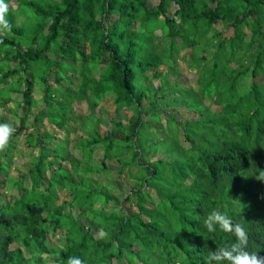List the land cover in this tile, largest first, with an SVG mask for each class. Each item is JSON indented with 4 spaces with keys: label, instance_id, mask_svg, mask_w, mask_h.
I'll use <instances>...</instances> for the list:
<instances>
[{
    "label": "trees",
    "instance_id": "obj_1",
    "mask_svg": "<svg viewBox=\"0 0 264 264\" xmlns=\"http://www.w3.org/2000/svg\"><path fill=\"white\" fill-rule=\"evenodd\" d=\"M15 1L11 31L0 34V107L14 101L23 114L18 122L0 115L15 129L0 152V264H67L71 256L85 264H206L211 251L236 239L218 226L207 231L215 209L246 228L249 252L264 255V180L257 179L264 171V0ZM179 60L196 72V88L175 80ZM106 96L111 118L96 113ZM38 100L44 106L32 112ZM77 101L87 113L77 115ZM178 106L198 117L179 122L169 114L162 124L161 109ZM153 121L158 140L148 131ZM20 135L38 151L26 173L11 177ZM125 169L132 182L120 199L92 177ZM63 189L70 196L59 203ZM58 229L61 241L53 242Z\"/></svg>",
    "mask_w": 264,
    "mask_h": 264
},
{
    "label": "rangeland",
    "instance_id": "obj_2",
    "mask_svg": "<svg viewBox=\"0 0 264 264\" xmlns=\"http://www.w3.org/2000/svg\"><path fill=\"white\" fill-rule=\"evenodd\" d=\"M158 0H148V5L149 6H152V5H155L157 4ZM10 6H13L14 5V8L16 7L17 3L15 0H11L8 2ZM175 8V5H170L169 8L167 9V13L168 14H171L173 12ZM21 17H18L17 18V22L21 21ZM219 27H221V23H218L217 24ZM235 65V64H234ZM179 66H180V71L181 73H179V76L175 79L177 80L178 82L184 84V86H187V87H194L196 88L197 87V74L194 70L192 69H187L186 66L184 65L183 61L182 60H179ZM164 69V67H162ZM165 73H167L168 75V72L167 70L165 69L164 70ZM49 82L53 83V76L52 74L49 75V78H48ZM65 85H66V82L64 81L63 82ZM160 84L159 80H155V85H158ZM173 88V87H172ZM35 90L33 92V96L35 97V99L37 98H40V95H41V92L39 91L40 88H39V84L38 82H36V86H35ZM168 91H171V90H168ZM13 98L14 100H18V102L21 100V96L20 94L18 95H13ZM21 102V101H20ZM206 104L207 105H211V101L210 100H205ZM101 105L103 106L104 108V111L102 113H99V108L97 107V111L96 113L98 115H103L104 118H111L112 116L115 115V112H114V103H113V100H112V97L111 96H106L105 98H103V100L100 102ZM44 104L42 103L41 100H38L37 101V104H35V106L32 107L31 111L32 112H36L37 111V108L38 107H41L43 108ZM74 111L77 113V115H81V114H85L88 112V108H87V104L85 101H77L74 103ZM213 107V106H211ZM215 108V107H213ZM161 112L163 115H161L162 117V121L163 123L162 124H165V121H164V117H168L169 114H173L176 116L177 120L179 122H182V121H185L189 118L191 119H195L198 117L197 114L195 113H191L189 112L186 107L184 106H178L175 110H171L169 111V109L166 107H163L161 109ZM131 111L126 109L124 110L123 112V115H125L126 117H129L131 115ZM23 114V111H22V108L18 105H16L14 103V101H10L7 103V108H2L0 107V115L3 117V118H7L8 120H10L11 122H13V120H15L16 122H18V118L15 119L14 117L15 116H20ZM146 118V117H145ZM32 120V115L29 117V121ZM155 120H157L156 124H160V121L158 118H156ZM159 121V122H158ZM124 122L126 123L127 122V118L124 119ZM154 122V121H153ZM2 123V122H0ZM108 127H111L110 124H107ZM105 125H100L99 127V131L100 132H104L106 127ZM154 127H156L155 125V122L152 123V127H150V129H148L149 132H151L155 137H154V140H158L159 139V134L158 133V136H156L157 134V130L154 129ZM47 129H49V125L47 124L46 126ZM77 134H80L81 133V129L79 127H77ZM165 131H161V133H164ZM178 132H179V137L181 139V143L185 146H188L187 142L183 139V134H182V128L179 127L178 128ZM63 136V132L62 131H58L56 133V137L59 139V138H62ZM75 140V133H70L69 135V140H68V145H69V151L67 152V154L69 155V157H73L78 155L79 152H77L76 150H74V148L72 147L73 145V142ZM23 141V135H20L19 136V141L17 142V148L14 149L13 151V159H14V163L11 164V167H13V165L15 164L17 169L18 170H11L10 172V176L11 177H17L20 173H26L28 171V168L31 166L30 165V161L32 158H34V156L37 154V149H31V148H26L24 146V144L22 143ZM167 145L171 146V141L170 139H167V141H165ZM52 146V144L50 145ZM75 151V152H74ZM101 154V150H97L95 152V159L98 160V157H100ZM156 157V156H155ZM153 157V158H155ZM66 167L70 168V163L68 160H65L62 162ZM106 163L109 167H114V166H117V162L115 160H106ZM135 168H131V170H134ZM47 176L49 174V171H47ZM92 177L97 180V181H100L101 183H106L107 182V185L110 187V190L111 192L115 195V197L117 199H120L127 191H128V187L130 186V183L132 182V179L129 178L128 176V171L127 169L123 170L121 174H118L116 171H110L109 174H108V177L105 176V173L102 172V171H94L93 172V175ZM112 179L118 184L117 186H114V187H111L109 184L110 182H112ZM0 182H3V178H2V175H0ZM25 183L27 185H29L30 181H29V177H26V181ZM119 185L122 186L121 189H119ZM9 191V192H13L14 189H11V188H8V187H4L2 189V191ZM69 192L67 190H59V199H58V202L60 203L62 200L64 199H69ZM154 196V194H153ZM150 206H152V203H149ZM83 222H87L86 219L83 220ZM60 229L56 230V233L54 234V238H51V240L53 242H55L54 240H57L58 242L61 241V235H60ZM13 245H16V243H14Z\"/></svg>",
    "mask_w": 264,
    "mask_h": 264
},
{
    "label": "clouds",
    "instance_id": "obj_3",
    "mask_svg": "<svg viewBox=\"0 0 264 264\" xmlns=\"http://www.w3.org/2000/svg\"><path fill=\"white\" fill-rule=\"evenodd\" d=\"M14 11V5L12 6ZM10 5L6 0H0V34L11 31V24L7 19ZM3 41L0 40V43ZM15 129L10 123H0V152L5 151L10 143ZM257 179L264 180V171L260 172ZM204 226L209 233H215L217 226L222 232L230 233L235 236V242L226 246H218L206 257V264H221L227 261L228 264H264V255L258 252L247 250L249 236L246 228L241 223H234L229 215L219 209L211 211L204 220ZM100 236L105 233L100 231ZM46 259V258H45ZM67 264H85L80 257L71 256Z\"/></svg>",
    "mask_w": 264,
    "mask_h": 264
}]
</instances>
